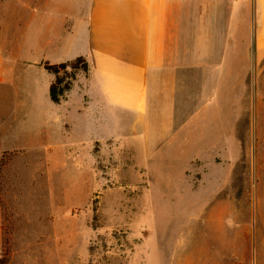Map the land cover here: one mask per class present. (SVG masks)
<instances>
[{
  "label": "rangeland",
  "instance_id": "obj_1",
  "mask_svg": "<svg viewBox=\"0 0 264 264\" xmlns=\"http://www.w3.org/2000/svg\"><path fill=\"white\" fill-rule=\"evenodd\" d=\"M38 3L22 10L21 0H0V264H258L255 69L239 84L232 126L178 114L173 131L146 141L128 114L76 115L70 91L61 126L44 66L69 56L70 26Z\"/></svg>",
  "mask_w": 264,
  "mask_h": 264
},
{
  "label": "crops",
  "instance_id": "obj_2",
  "mask_svg": "<svg viewBox=\"0 0 264 264\" xmlns=\"http://www.w3.org/2000/svg\"><path fill=\"white\" fill-rule=\"evenodd\" d=\"M21 3L25 10L31 0ZM38 4L39 10H52L70 26L66 29L69 56L45 64L77 57L87 62L88 73L67 95L78 103L76 115L87 119L128 114L133 132L151 142L174 130L178 114L229 117L224 123L232 126L242 97L239 84L249 68L251 73L255 69V82L262 86H258L261 91L246 95L261 100L264 123V0H45L43 6ZM53 79L52 75L48 89ZM3 109L2 119L8 107ZM61 112L55 124L63 126L69 111ZM215 122L221 123L210 121ZM260 208L263 254L258 264H264V198Z\"/></svg>",
  "mask_w": 264,
  "mask_h": 264
},
{
  "label": "trees",
  "instance_id": "obj_3",
  "mask_svg": "<svg viewBox=\"0 0 264 264\" xmlns=\"http://www.w3.org/2000/svg\"><path fill=\"white\" fill-rule=\"evenodd\" d=\"M44 68L54 76L48 89V96L50 101L56 104L64 100L65 95L71 90L76 72L88 73V65L83 57L56 65L45 64ZM61 72L62 75H60Z\"/></svg>",
  "mask_w": 264,
  "mask_h": 264
}]
</instances>
